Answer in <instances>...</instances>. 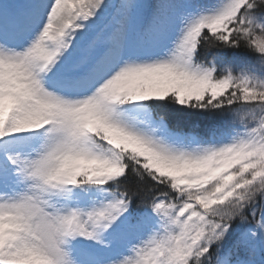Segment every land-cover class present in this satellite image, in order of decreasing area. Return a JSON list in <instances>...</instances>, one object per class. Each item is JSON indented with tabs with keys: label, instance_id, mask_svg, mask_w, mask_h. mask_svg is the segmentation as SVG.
I'll return each instance as SVG.
<instances>
[{
	"label": "snow or ice",
	"instance_id": "snow-or-ice-1",
	"mask_svg": "<svg viewBox=\"0 0 264 264\" xmlns=\"http://www.w3.org/2000/svg\"><path fill=\"white\" fill-rule=\"evenodd\" d=\"M0 264H264V0H0Z\"/></svg>",
	"mask_w": 264,
	"mask_h": 264
}]
</instances>
